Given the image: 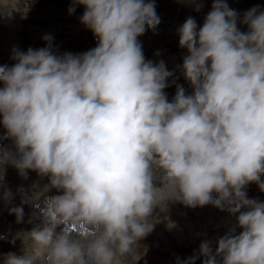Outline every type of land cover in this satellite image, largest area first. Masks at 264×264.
<instances>
[{
	"label": "clouds",
	"instance_id": "clouds-1",
	"mask_svg": "<svg viewBox=\"0 0 264 264\" xmlns=\"http://www.w3.org/2000/svg\"><path fill=\"white\" fill-rule=\"evenodd\" d=\"M199 11L202 0H190ZM19 0H0L19 10ZM96 39L82 53L53 47L13 50L0 66V201L24 223L23 205L40 220L31 229L0 232L20 254L0 264H139L137 249L160 223L177 227L171 206L211 205L236 223L204 240L175 264H264V9L238 14L212 0L202 25L178 28L186 49L181 69L191 84L169 100L174 75L146 59L138 39L160 23L155 0H70ZM27 179L14 193L5 167ZM55 190V194L48 195ZM31 191V194H29ZM31 223V220L28 221ZM239 229V231H237Z\"/></svg>",
	"mask_w": 264,
	"mask_h": 264
},
{
	"label": "rangeland",
	"instance_id": "rangeland-1",
	"mask_svg": "<svg viewBox=\"0 0 264 264\" xmlns=\"http://www.w3.org/2000/svg\"><path fill=\"white\" fill-rule=\"evenodd\" d=\"M205 4L200 8L199 11L195 9L193 12H185L182 19L193 17L198 20L199 15L205 16L206 13L210 10L212 0H202ZM237 1V0H235ZM157 2V1H156ZM258 4H264V0L257 1ZM70 0H19L18 8L19 10L11 8V6H6L0 9V21L3 14H5V8L7 14L5 15L6 22H9L8 25H11L9 29L8 25H4L0 22V34H2L3 44L8 45L11 49H16L20 51H26L27 48H40L45 46V42L42 39V36L37 38H31L32 34L41 35L40 30L49 33L53 37V47L58 49L60 53L63 52H72V53H82L96 46V39L89 30H86L83 25L79 22V16L83 13V7H77V10L74 14H68V7ZM173 0H160V3L157 4V14L160 17L166 19L167 17H176L178 19L181 16V11L179 6L175 5ZM241 4V3H240ZM239 5V4H238ZM236 5V6H238ZM241 8V7H240ZM232 9V7L230 8ZM264 9V7H263ZM10 13V14H9ZM39 15H47L46 18H43L39 21H36V17ZM50 15V16H48ZM4 18V16H3ZM16 18V19H15ZM12 19V20H11ZM19 19L21 22V29L17 32L19 35V41L16 42L13 38V34L16 33L18 22H13V20ZM204 20V17H202ZM11 20V21H10ZM15 23V24H14ZM15 26V27H14ZM20 26V25H19ZM35 26L33 29L30 27ZM39 28V29H37ZM157 28V27H156ZM30 29V30H29ZM11 30V31H10ZM56 30V31H55ZM15 31V32H14ZM31 31V32H30ZM53 31V32H52ZM152 33L151 29L148 30L143 36L138 39L143 45V52L146 59L153 61H163L169 71H171V61H177L178 64L182 65L183 57L187 54L186 49L180 51L179 45L176 42L171 41L172 44L162 45L158 41H154L153 38L148 37ZM45 35V33H43ZM18 38V36H16ZM148 37V38H147ZM163 38V37H162ZM167 38V37H166ZM41 39V40H40ZM171 40L170 38H167ZM13 46V47H12ZM9 48V49H10ZM7 50V48H6ZM8 51V50H7ZM5 52L8 54L7 58L3 57V62H9L11 57H13V51ZM11 54V55H10ZM8 60V61H7ZM14 62V61H13ZM169 78V87L165 89V92L169 98L175 95L176 92V82ZM5 133L2 128H0V141L7 140L2 139ZM247 196L249 198L258 199L264 201V193L260 192L256 184L248 185ZM55 194V193H54ZM49 195V194H48ZM52 195V194H51ZM30 210L33 211L31 206ZM181 209L180 205L171 206L170 208V218L179 224L180 217L183 219H190V221L195 225H200V219L203 218L207 223L212 221L211 226L219 227L217 221V213L215 212L217 208L211 207H198L197 212L194 210H189L187 208ZM203 209L205 210L203 212ZM212 211L214 214H212ZM196 213V214H195ZM199 213V214H198ZM177 224V225H178ZM210 226V228H211ZM222 227V226H221ZM160 226L159 230L163 235L169 237V234L166 230H162ZM199 231L202 230L198 228ZM210 230V229H208ZM15 233L18 231V228L10 227L9 229L6 226L0 225V232H9ZM204 231V230H203ZM206 231V230H205ZM141 245L138 247L137 252L141 258L139 264H175V259L179 256L181 259L186 258L192 255L194 249L197 247H192L187 249V244H182L180 250L172 251V243L168 245L164 244L163 241L159 238L156 232H152L147 238L142 240ZM171 245V247H170ZM187 245V246H186ZM20 242L17 241L15 245L9 244L7 241L0 242V252H16L20 254ZM199 264V261L197 262Z\"/></svg>",
	"mask_w": 264,
	"mask_h": 264
},
{
	"label": "bare ground",
	"instance_id": "bare-ground-1",
	"mask_svg": "<svg viewBox=\"0 0 264 264\" xmlns=\"http://www.w3.org/2000/svg\"><path fill=\"white\" fill-rule=\"evenodd\" d=\"M162 1L164 2V0H162ZM173 1H174V3H176L175 5L179 6V9H180L182 15L179 16L178 19L175 16L174 17H167L166 19H164L163 17H160L158 15L160 18V23L155 30H151L152 33L148 36L150 38H153L154 41L160 42L162 45L172 44L171 43L172 40L174 42H176L177 45H179V35H178L177 30L184 23V21L187 19V18H185V16H184V19H182L183 14L185 12H193V10L195 9V5L193 3H191L190 0H173ZM257 1L259 2L262 0H237V1L226 0V3L228 4L229 8L232 7L233 10H235L238 14H240V13H243L245 10H247L253 6H256V5H259L261 7V9H263L264 4H261V3L258 4ZM155 2H156V9H157V4L160 3V0H155ZM203 4H205V3L202 1V6H204ZM236 5H238V6H236ZM202 6H201V8H202ZM7 13L8 12L5 8V14H3L4 18L2 16L1 17L2 19L0 21L6 26L9 23V22H6V19H5V15ZM7 16H8V14H7ZM46 16L45 15H39L36 17V19H37L36 21H39L43 18H46ZM48 16H50V15H48ZM202 17H204V16L199 15L198 20L196 19L197 23L200 25H202V23H203ZM15 19L13 20V22L19 21V19H17V20H15ZM8 27H9V29H11L10 28L11 25L10 26L8 25ZM16 27H17L16 33L13 34V38L15 39L16 42H18L19 41V35L17 32L21 29V22ZM34 27L35 26L30 27V28L33 29ZM37 29H39V28H37ZM43 33H45V35L49 34L43 30L42 31L40 30L39 34H41V35L32 34L31 38H37L38 36L43 37L44 36ZM1 35L2 34H0V66L11 65L13 63V61L11 59L9 60L8 63L7 62L4 63L2 59H3V57L7 58L8 54L7 53L4 54L7 50H8L7 52H9V51H13L14 49H11L8 45L3 44V39H2ZM16 36H18V38ZM166 37L170 38L171 40L167 39ZM6 48H7V50H6ZM182 50H185V49H181L180 51L182 52ZM170 63H171V72L174 73L172 79L176 82V85L182 86L186 93H190L192 90L191 84L188 80L185 79L180 65L178 64L177 61H173V60ZM0 143H2L4 145H8V144H10V141L2 140V141H0ZM5 181H6L7 186L10 187L14 193L20 187H23L26 191L30 190L31 186L34 184V182H38L41 187L43 186V184L47 183L46 178L43 180H40L37 177L35 172H29L28 178L24 179L19 175L18 171L12 166H6L5 167ZM54 193H55V190H52L48 194L51 195ZM29 194H31V191H29ZM11 206H21L19 195H16L15 199H13L10 204H5L4 202L0 201V225L1 226L3 223V225L6 226L7 229H9L10 227H15V228H18V230H20V229L28 230L34 226L39 225L40 220L38 218H35L32 216L33 211L30 210L29 205H23L24 213H25L24 223L16 224L15 216L8 214L7 209H8V207H11ZM180 207H181V209L186 210L185 209L186 207H184L182 205H180ZM211 207H212L211 205L205 206V208H209V209H211ZM197 208H194L195 209L194 212H197ZM187 209L194 210L193 208H187ZM204 211L205 210L203 209V212ZM215 212L217 213V221H218L219 225H221L222 227L221 226H219V227L211 226L212 221L207 223L206 220L203 218L200 219V222H199L200 225H196V224L194 225L190 221V219H183L180 217L181 221L179 222V224L177 223L178 225L176 228H174L172 230H168L165 223H160L156 226L154 232L157 233V235L163 241L164 244L168 245L169 243H172V247L170 245L172 251H175V250L179 251L181 248V245L187 244V243H188V246L186 245L187 249H191L192 247L199 248L200 243L204 240L212 241V247L215 248V239L218 236L224 235L236 223L235 217L233 215H231L230 213H228L227 211H221V210L217 209ZM212 214H214L213 211H212ZM29 220H31V223L28 222ZM160 226L163 228L162 230H166V232L169 234V237L162 234V232L159 230ZM210 226H211V228H210ZM198 228L199 229L202 228V230L199 231ZM208 229H210V230H208ZM237 231H239V229Z\"/></svg>",
	"mask_w": 264,
	"mask_h": 264
}]
</instances>
